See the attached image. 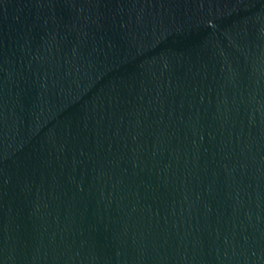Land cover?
Instances as JSON below:
<instances>
[{
    "label": "water",
    "instance_id": "95a60500",
    "mask_svg": "<svg viewBox=\"0 0 264 264\" xmlns=\"http://www.w3.org/2000/svg\"><path fill=\"white\" fill-rule=\"evenodd\" d=\"M0 264H264V0H0Z\"/></svg>",
    "mask_w": 264,
    "mask_h": 264
}]
</instances>
